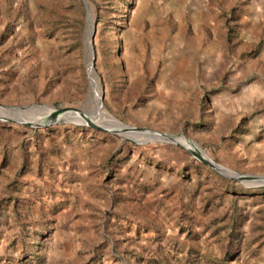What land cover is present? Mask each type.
I'll return each mask as SVG.
<instances>
[{
    "label": "rangeland",
    "instance_id": "obj_1",
    "mask_svg": "<svg viewBox=\"0 0 264 264\" xmlns=\"http://www.w3.org/2000/svg\"><path fill=\"white\" fill-rule=\"evenodd\" d=\"M91 21L109 118L264 176V0H0V106L90 116ZM145 140L0 120V264H264V185Z\"/></svg>",
    "mask_w": 264,
    "mask_h": 264
},
{
    "label": "bare ground",
    "instance_id": "obj_2",
    "mask_svg": "<svg viewBox=\"0 0 264 264\" xmlns=\"http://www.w3.org/2000/svg\"><path fill=\"white\" fill-rule=\"evenodd\" d=\"M90 23V22H89ZM90 30H91V25L89 26L88 29V33H87V43H86V47H87V70L89 73V80H90V96H88L87 102L85 104V107L91 106L92 109V113L89 116L88 115V119L90 121H92L95 125L101 127L102 125H108L110 126V129L112 130H116V134L120 135V136H124L125 133H121L120 129L123 125H121L120 123H118L117 121L109 118L104 112V108L100 105L99 99L100 97V88H99V84L97 82L96 76L93 72V68L91 65V60H90V44H89V34H90ZM102 94V93H101ZM102 96V95H101ZM49 112V113H46ZM85 111V110H84ZM0 112H5V114L3 116H0V118H12V116H15L19 113L22 114H44L43 115V120L41 123H43L46 120V114H49L52 116V118L49 119V121H47V123H57V122H63V123H67V124H72V125H78V124H82L84 123V121L76 116H65L63 114H61L60 112H56L53 108H41L39 106H33V107H27L24 110L21 109H3L0 108ZM35 116V115H34ZM131 135H139V136H143L145 137V142L148 140H158L160 139L159 137H155V136H151L149 134H142V133H129ZM177 142H185L187 143L186 146H188V148L190 149V151L199 154L200 156H202L203 158L209 160L210 162H212L199 148L196 144H191L187 139H185L184 137H179L176 139ZM140 142V141H139ZM180 144V143H179ZM181 145V144H180ZM213 166L215 167L216 171L227 175V176H234L232 174V172L227 171L219 166H216V164H214L212 162Z\"/></svg>",
    "mask_w": 264,
    "mask_h": 264
},
{
    "label": "water",
    "instance_id": "obj_3",
    "mask_svg": "<svg viewBox=\"0 0 264 264\" xmlns=\"http://www.w3.org/2000/svg\"><path fill=\"white\" fill-rule=\"evenodd\" d=\"M92 36H93V23L91 21V30H90V34H89V44H90ZM91 61H92V59H91ZM99 102H100V99H99ZM100 105H101V102H100ZM33 106H39L41 108H49V107L52 108L51 106H44V105H39V104H33V105H30V106H22V107H1L0 106V108L24 110L27 107H33ZM67 109H71L72 111H74V112H76V113H78L80 115V118L84 121V123L78 124V125L85 126V127L91 128V129L96 130V131L105 132V133H111V134H115L116 135V130L104 129L102 127H99V126L95 125L92 121H90L88 119V111L85 110V111L80 113V111L78 109H75V108H71L70 107V108H67ZM54 110L56 112H59V111H61V108L54 109ZM0 120H6V121H9V122H12V123H16V124H19V125H22V126H25V127H29V128H43V127H46V126L52 124V123H48V124H45V125H42V126H34V125L29 124V123L20 122V121H17V120H14V119H9V118H0ZM118 130H120V132H122V133H142V134H149L151 136L159 137L160 139H158L157 141L171 143V144L183 149L188 154H190L193 158H195L198 162H200L204 166H207L208 168L212 169L216 174H218V175H220V176H222L224 178H228V179H231V180H234V181H237V182H241V183H245V182L247 183L248 182V183H253L255 185H264V176L240 175V174H236L234 172H232V174L234 176H227V175H224V174L216 171V169L213 166L212 162H210L209 160L203 158L199 154L194 153V152L188 150L187 148H184L182 145H180L177 142V140H176L177 138L183 137L181 135H170V134H165V133H159V132L152 131V130L128 127V126H124V125ZM128 140L132 142V140H130V139H128ZM189 142L191 144H195L192 141H189Z\"/></svg>",
    "mask_w": 264,
    "mask_h": 264
},
{
    "label": "crops",
    "instance_id": "obj_4",
    "mask_svg": "<svg viewBox=\"0 0 264 264\" xmlns=\"http://www.w3.org/2000/svg\"><path fill=\"white\" fill-rule=\"evenodd\" d=\"M247 21L244 23V29L242 31V34L244 35L245 38H252L254 37L255 34L259 32V27L262 25V22H260L261 17L256 16V17H251V18H246ZM205 26L211 28L209 25L210 21L205 20ZM264 58V55H263Z\"/></svg>",
    "mask_w": 264,
    "mask_h": 264
}]
</instances>
